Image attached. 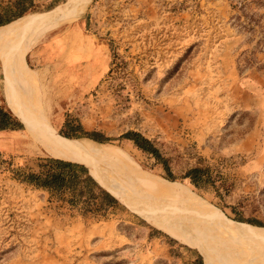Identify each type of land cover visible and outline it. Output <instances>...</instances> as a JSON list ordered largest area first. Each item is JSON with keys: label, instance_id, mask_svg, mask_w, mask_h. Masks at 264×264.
<instances>
[{"label": "rangeland", "instance_id": "rangeland-1", "mask_svg": "<svg viewBox=\"0 0 264 264\" xmlns=\"http://www.w3.org/2000/svg\"><path fill=\"white\" fill-rule=\"evenodd\" d=\"M68 1L0 0V11L29 9L0 35L33 16L57 22ZM70 14L27 49L35 33L0 39V105L20 123L0 134V264H191L200 248L179 236L195 243L215 216L231 254L264 264V0H90ZM13 61L33 70L37 116L19 111L33 103ZM29 119L75 144L117 150L123 172L114 159L72 152L115 203L99 196L71 206L69 194L23 181L18 168L38 173L54 158L27 140ZM127 132L150 140L177 180L124 140ZM196 167L209 168L202 189L183 179ZM129 169L177 184L197 205L138 186ZM176 204L191 221L175 216Z\"/></svg>", "mask_w": 264, "mask_h": 264}, {"label": "bare ground", "instance_id": "bare-ground-1", "mask_svg": "<svg viewBox=\"0 0 264 264\" xmlns=\"http://www.w3.org/2000/svg\"><path fill=\"white\" fill-rule=\"evenodd\" d=\"M89 1L90 0H69L68 3L65 6H63V7H61V8H59V9L56 10L58 13H62L63 14V16L57 22H53L52 23V22L48 21L46 19L47 16L44 17V15H41V16H33V17H30V18H26L23 21L17 22V24L14 25V26L11 25V27H6L3 30L2 34L0 35V37H1L0 39L2 40V42L7 41V40H10V39H15L19 32H24V31L27 32V33H35L33 35L32 34L30 35V38L25 41L26 43H23V47L25 46V49H27V47L30 46L31 42H33L36 37H39V36L43 35L46 31L51 30L52 28H54L57 25H60L62 23L67 22L68 21V16H69V18H71L70 17V15H71L70 12L71 11H74V10L80 8V7L82 9V7L85 6V5H87V3ZM50 15H53V14H50ZM55 15L57 16V14H55ZM53 18H54V15H53ZM12 41H14V40H12ZM8 52L10 53V55H12L11 54V49ZM15 55H16V53H15ZM15 57L17 59V55ZM12 64L14 65L15 74L17 76V79H18L19 83L22 86L28 87L27 90H26V94L24 96L25 99L28 100V101L30 100L33 103L32 105H30L28 107V113L21 107V105H19V107L22 110H19V111H22L23 112V115L26 116V117H28V118L29 117L31 118V117L37 116L40 113V111H37L36 104L38 102H36V100H38L40 102H41V100H40V94H39V91H38V88H37V84H36L35 77L32 76L33 70L31 71V70L27 69L25 65H23L22 63L19 64V62H17V64H15L14 61H13ZM12 69L10 68V71ZM11 72H13V71H11ZM12 74H14V73H12ZM11 76H13V75H11ZM13 82H14V80H13ZM33 94H34V96H36L37 99L36 98L35 99L33 98V96H32ZM27 122L29 124V128H28V137L29 138L27 140H30L32 143H34L37 146H39L40 148H42L46 153H48L50 156H52L54 158L62 159V160H67V161H72V162H77L76 157H74L75 155L73 156L74 153L72 154V152L76 148H78V150L80 148V150L83 151L89 157L94 156L97 159H104V158L105 159H110V160L114 159L115 162H116L115 164H118L119 167L121 168V170L123 168V170L121 172H123L124 170H126L124 168L125 166H124V164H122V162L119 163V162L116 161V160H119L120 159V156H121V154L117 150L111 149L108 146H105V147L104 146H99V145L96 146V145H92L91 143H86V142H79V143L75 144L74 142H70L68 140H65V139H62V138L57 137L53 132H51V130L49 129L50 127H48L47 125H42L41 124L42 126H37L36 127L31 122V120L30 121H27ZM78 156H80V155H78ZM129 171H130V173H129ZM129 171H127V172L125 171V176L127 175L129 178L132 177L133 178V182H135L138 186H140V185L142 187L143 186H146L147 188L151 189V191H154L159 196H162V197H164L166 199H169L170 198L171 199V201H170L171 203L177 202V201H174L175 200L174 198H179V200H182V199L188 200V196H189V198L192 199V201H193V199L196 197V196L194 197V196L190 195L187 191L179 188L177 184H163V183L159 182L158 180L154 179V177L152 178V177H146V176H144L142 173H140L137 170L136 171H133V170L129 169ZM195 200L196 199H194V201ZM201 203L204 204L206 202H203L202 201ZM177 204H176L177 207L176 206L172 207V209L173 208L175 209V214H176L175 216H179V218L185 216L183 214L182 215H179V211H178L177 208H179L180 206L177 205ZM196 205H197V200H196ZM196 205H194L195 208H196ZM194 206H192L193 209H194ZM181 207H183V206H181ZM201 208H202V205H201ZM184 209H182L183 212H184ZM196 209H198V208H196ZM196 209H194V210H196ZM187 212H188V210H187ZM215 212L218 215L221 214L216 209H215ZM200 213L203 214V215H205L209 219L212 218V216L209 213V211L203 210ZM195 216H201V215H197L196 214ZM191 217H193V215ZM215 217L216 218H214V221L217 220L218 222L216 221V223H214V221H213L214 224L211 223V221H210V225L209 226H206V227L204 226V228H201V226H196V227H199L202 230H204V232H203L204 233L203 234L204 237L202 235H200V236L198 235V237L196 236L197 241H198L199 244H196L197 241L195 239H194L195 240V243H193V240H191V239H185L184 240V238L183 237H180V236H179V239L181 238V240L186 241L187 243H190V244H194L195 246L199 247L200 248V253H201L202 258L204 260V264H256V262L258 260L260 261V259H258L257 261H255L253 263V260L252 261L245 260V258H244L245 256L242 259V258H240V257H238V256H236L234 254H231L230 251H229V249L227 248L226 244H224L222 242L223 241L222 239L225 240V238L222 235V232L221 231L222 230L224 231V229H223L222 225H218L219 221H221V220L222 221H225V220H223V218H221L219 216H215ZM183 218L186 219V220L191 221V219L189 217H187V218L183 217ZM202 219L200 218V221H202ZM222 224H224V223H222ZM232 226H234V224ZM211 233H213V234H211ZM229 241L231 242L232 240H229ZM255 255L256 254H254V256ZM249 258L252 259V257H249Z\"/></svg>", "mask_w": 264, "mask_h": 264}, {"label": "trees", "instance_id": "trees-1", "mask_svg": "<svg viewBox=\"0 0 264 264\" xmlns=\"http://www.w3.org/2000/svg\"><path fill=\"white\" fill-rule=\"evenodd\" d=\"M16 6L15 10H13L12 7H6L0 11V25L15 19L29 10L28 7ZM18 130H20V123L13 117L9 110L0 105V134H8L10 132H17ZM85 135L91 139L102 142V140L96 139L92 134ZM67 136L70 137V135ZM122 138L131 142L133 146L142 153L151 156L155 160V163L161 166L166 179L170 181L177 180V178L173 177L171 174L168 161L161 155L150 140L136 132H127ZM42 162H44V164H40V171L38 173L24 172V168H18L15 172L22 177L23 181L37 186L38 188H43L55 193L69 194L70 199L68 203L71 206L76 205L81 199L89 201L97 199L99 196H101L102 204L112 205L115 203L108 194L103 192L96 185L83 166L54 158L42 159ZM210 178L208 167H196L187 171L183 179H188L189 184L195 189H202L211 182ZM191 264H203L202 258L198 256Z\"/></svg>", "mask_w": 264, "mask_h": 264}, {"label": "water", "instance_id": "water-1", "mask_svg": "<svg viewBox=\"0 0 264 264\" xmlns=\"http://www.w3.org/2000/svg\"><path fill=\"white\" fill-rule=\"evenodd\" d=\"M25 16H27V15H25ZM24 17V16H23ZM21 18V17H20ZM19 19V18H18ZM12 22V21H11ZM1 27V26H0ZM69 162H72V161H69ZM74 163H77V162H74ZM77 164H79V165H81V166H83L86 170H87V172H88V175L92 178V179H94L93 178V176L91 175V169H89L88 168V166H87V164H85V163H77ZM95 172H96V170H95ZM95 180V179H94ZM96 181V180H95ZM97 182V181H96ZM98 183V182H97ZM241 224H243V223H241ZM246 225V224H245ZM247 226H250V225H247ZM253 227V226H252ZM254 228H260V227H254ZM254 230H257V229H254ZM166 233V232H165ZM167 234V233H166ZM170 236V235H169ZM172 237V236H171ZM173 238V237H172ZM177 240V239H176ZM189 247V246H188Z\"/></svg>", "mask_w": 264, "mask_h": 264}, {"label": "crops", "instance_id": "crops-1", "mask_svg": "<svg viewBox=\"0 0 264 264\" xmlns=\"http://www.w3.org/2000/svg\"><path fill=\"white\" fill-rule=\"evenodd\" d=\"M53 29V28H52ZM2 43V42H1Z\"/></svg>", "mask_w": 264, "mask_h": 264}]
</instances>
